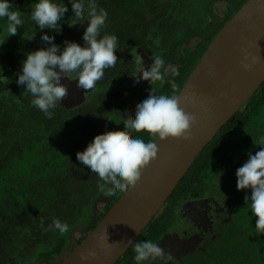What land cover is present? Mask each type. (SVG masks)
Here are the masks:
<instances>
[{
	"label": "trees",
	"instance_id": "16d2710c",
	"mask_svg": "<svg viewBox=\"0 0 264 264\" xmlns=\"http://www.w3.org/2000/svg\"><path fill=\"white\" fill-rule=\"evenodd\" d=\"M219 1L95 0L108 13L101 35L118 38V60L96 83L97 88L105 85V96L116 102L113 108L130 110L134 117L137 104L152 88L159 94H180L213 40L248 0H223L226 10L221 16L216 11ZM36 2L12 0L23 20L16 35L8 37L6 20L0 19V40L6 39L0 45V264H61L125 194L108 197L101 193L97 185L103 182L76 160V153L97 134L123 132L126 120L112 113L101 117L93 112V105L68 109L62 101L53 110V118L47 119L31 105L32 95L16 83L26 54L45 46L40 39L43 33L54 36L61 47L65 40L84 44L88 22L69 26L75 17L68 0L64 3L69 11L58 22L60 31L58 25L55 31L44 29L43 33L31 19ZM193 39H197L195 46H188ZM139 49L148 57L162 56L169 64H177L179 75L167 78L176 83L175 89L166 82L134 87L133 78L141 69ZM129 135L153 140L147 132L133 130ZM261 136L264 83L204 149L134 242L166 244V257L147 264H264V234L255 229L258 217L252 216L244 201L251 190L238 191L235 174L249 153L259 151ZM203 201L214 203L212 214L203 211L198 215L195 208ZM190 208L194 211L186 215ZM175 216L181 219L179 225ZM210 216L212 225L195 224L196 218L205 223ZM55 219L66 222L68 232L53 230L50 226ZM183 231L201 242V247L174 257L173 237H183ZM134 244L115 264H137Z\"/></svg>",
	"mask_w": 264,
	"mask_h": 264
},
{
	"label": "clouds",
	"instance_id": "9594fccd",
	"mask_svg": "<svg viewBox=\"0 0 264 264\" xmlns=\"http://www.w3.org/2000/svg\"><path fill=\"white\" fill-rule=\"evenodd\" d=\"M71 4L75 20H70L69 26L87 21L81 44L65 40L63 47L55 43V37L43 33L44 29L54 30L59 25L65 13L69 11L64 0H37L31 10V19L43 33L40 37L45 45L26 54L21 71L17 74V85L25 88L24 92L32 95L31 105L41 111L45 118H53L54 111L60 101L68 94V88L61 82L62 77L75 74L77 88L93 89L96 83L105 75V69L113 67L118 58V38L115 34L101 35V29L106 26L108 13L99 8L95 0H68ZM85 17L87 19L85 20ZM0 19L6 20L8 37L16 35L22 28L21 11L14 7L12 0H0ZM60 31V25H59ZM35 35L28 37L31 40ZM6 39L0 40V45ZM264 58L250 56L247 53L241 61L244 70H250ZM0 68V73H2ZM169 74L178 76L177 67L169 64L162 56H156L151 65L139 72L140 80L169 83L175 89L173 80L167 79ZM140 80L134 85L140 86ZM188 103H195V95L186 98ZM204 107V102H201ZM124 122L125 130L106 131L97 134L83 151L76 153V160L87 166L103 183H98L99 191L108 197L117 193H127L141 180L142 173L151 162L157 160L159 148L157 139L165 141L169 138L190 141L192 127L196 117L181 107L177 95L156 94L152 88L149 95L137 104L134 113L127 115ZM147 132L153 140L145 142L142 138H133L129 133ZM259 151L248 154L247 161L236 170L237 190H251V195L244 197L245 204L251 209L252 216L258 217L255 224L257 232L264 234V136L259 138ZM60 233L68 232L69 225L60 219H55L50 226ZM108 239V237H107ZM135 261L137 264H147L157 258L163 260L166 253L159 244L151 240L138 241L134 244ZM89 255L95 256V252ZM86 261L88 256H82Z\"/></svg>",
	"mask_w": 264,
	"mask_h": 264
},
{
	"label": "water",
	"instance_id": "95a60500",
	"mask_svg": "<svg viewBox=\"0 0 264 264\" xmlns=\"http://www.w3.org/2000/svg\"><path fill=\"white\" fill-rule=\"evenodd\" d=\"M138 52L146 70L153 59L141 49ZM246 53L264 58V0L243 5L213 40L178 95L181 107L196 117L193 138L157 139L158 158L145 168L138 185L122 196L61 264H115L128 252L204 149L263 85L264 60L244 70L241 61ZM138 80L139 75L135 84ZM61 82L68 88L62 104L68 109L81 105L84 90L77 88L76 80L68 75ZM148 83L140 80V84ZM193 94L195 103H188L186 98ZM92 252L95 256L89 255Z\"/></svg>",
	"mask_w": 264,
	"mask_h": 264
},
{
	"label": "flooded vegetation",
	"instance_id": "af4514ba",
	"mask_svg": "<svg viewBox=\"0 0 264 264\" xmlns=\"http://www.w3.org/2000/svg\"><path fill=\"white\" fill-rule=\"evenodd\" d=\"M150 58L154 59L155 57H150ZM138 62L141 64L140 71H142V69H143L142 59L139 60ZM139 72L133 78L134 83H135V78L139 74ZM69 78L71 80H77V77L76 78L69 77ZM82 90L83 89H80V91H82ZM98 90H99V88H97L96 86L91 90H89V89L86 91L84 90L83 91L84 97L82 99L83 103L79 106L74 107V109H76L78 107L90 108L91 105H93V112L97 113V115H100L101 117L103 115L105 116L106 114H111V113L119 116L118 110H121V108H119L118 106L113 108L116 105L115 100L112 99L110 96H105V95H108L106 92H105L106 94L102 93V92L99 93ZM94 101H95V103L97 102L98 104H100L102 107L101 106L95 107L93 104ZM195 209H196V212H198V215L201 214L203 211H206V210H203V209H205V207L202 209L201 204L197 205ZM192 211H194V208H190L189 211L187 210L186 215H189L190 212H192ZM206 218H208V217L206 216ZM210 221L211 220L209 219V222L206 221L205 223H203L202 219L196 218L195 224H197L199 222L200 224H203L204 226H207V225L210 226V225H212V222H210ZM180 235L183 237H180L179 234L174 235L175 237H173V239L175 240V243H176L175 244V246H176L175 251L177 252V253L174 252L175 253L174 257L182 256V255H179V252H181V254H185L189 251L190 248L193 249L195 246L201 247L202 243L198 242V240L197 241L194 240L193 237L192 236L190 237L189 235H187V233L185 231L181 232ZM179 237H180V239H179Z\"/></svg>",
	"mask_w": 264,
	"mask_h": 264
},
{
	"label": "rangeland",
	"instance_id": "374dc122",
	"mask_svg": "<svg viewBox=\"0 0 264 264\" xmlns=\"http://www.w3.org/2000/svg\"><path fill=\"white\" fill-rule=\"evenodd\" d=\"M226 10V2L225 1H219L217 4H216V11H217V14L218 15H222L223 13H224V11ZM196 40L197 39H193V40H191L189 43H188V46H190V47H193V46H195V44H196ZM122 55H123V53H121ZM172 66H177V64L175 63V62H173V63H170ZM156 84V86H159L160 85V82H156L155 83ZM159 88V87H158ZM100 90H98V92L100 93V92H102V93H105L106 92V90H105V85H103V86H101L100 88H99ZM156 94H159V93H157L156 92ZM71 109H73V108H71ZM118 114H119V117H121V119H124V120H128L129 119V117L127 116L128 114H132L131 112H130V110H118ZM98 204L100 205L102 202H103V198L101 199H99L98 200ZM205 201H203L202 202V208H204L205 207V209H206V211L207 212H211V214L213 213V211H212V209H213V205H214V203L213 202H205ZM175 219H176V221H177V225H179L180 223H181V219L178 217V216H175L174 217ZM212 218H213V216H210V219H211V221H212ZM163 247V249H165V247H166V244L164 243L163 245H162ZM42 264H44V263H42Z\"/></svg>",
	"mask_w": 264,
	"mask_h": 264
}]
</instances>
